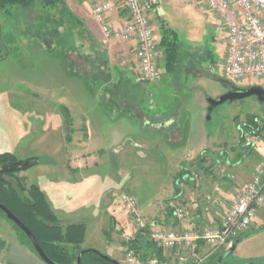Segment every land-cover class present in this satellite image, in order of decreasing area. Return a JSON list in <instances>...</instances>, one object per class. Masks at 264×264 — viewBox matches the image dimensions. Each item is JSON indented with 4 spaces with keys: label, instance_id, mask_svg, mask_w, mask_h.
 <instances>
[{
    "label": "rangeland",
    "instance_id": "1",
    "mask_svg": "<svg viewBox=\"0 0 264 264\" xmlns=\"http://www.w3.org/2000/svg\"><path fill=\"white\" fill-rule=\"evenodd\" d=\"M159 12L179 37L181 54L184 56L183 65H185L180 80L181 88L172 87L168 74L162 76L158 82H147L143 79L142 81L137 75L128 73L126 83L122 87L125 91L121 95H113L112 99L116 105L123 106V114L128 117V121L136 123L139 119H135L132 115L138 113L139 107L150 119L164 121L166 117L174 114L170 110L173 105L174 91L178 93L179 98L191 97L193 104L190 106V119L187 117L190 121V129L192 133L209 136L210 140L207 144L197 145V149L192 151L193 154L188 153L192 155L191 157H188L186 153L176 160L145 159L136 155L123 159L113 154L110 160L98 156L87 161L89 163L88 171L85 172L89 178L87 185L90 194H93L89 202L95 207L88 210L86 214L89 230L84 243L118 259L122 264L125 262V237L136 228L119 200L122 191L127 190L138 197L140 210L145 207L146 211H150V214L145 216L150 222L169 218L172 216L170 209H174L177 205H186L188 215L193 217L194 222L206 221L204 215L207 213H211L214 218L225 214L228 206L243 189V183L246 184L251 178V165L264 159V133L257 135L246 132L245 137L249 136L255 143L250 147L242 148L239 142L240 129L247 123L248 118L264 119V103L259 101L257 96L227 101L217 106L212 112L208 111L207 98L217 99L235 87L231 83L226 84L221 74L226 33L219 19L207 10L200 0H174L168 4V7H161ZM53 14L54 12L48 10V16L51 17ZM3 19L8 20L9 23L5 22L4 38L2 42L0 40V54L4 57L0 60V153L5 151L14 153L20 161L19 175L26 177L27 183L39 184L42 182L41 174L46 171V168H42L44 166L41 165L42 163L37 164L38 157L42 156L41 152L45 149L44 141L39 139L42 113L34 107H28L21 96L10 95L14 87L21 91H33L34 88L27 84V76L23 79L18 78L17 73L13 75L11 63L20 61L21 54L4 41L7 40V26L16 25L17 21L4 15ZM28 24H30L32 39H36L38 27L32 21H28ZM157 29L162 37V25L158 23L156 31ZM46 30L48 38L59 33L50 25ZM67 34L69 35L68 31L60 32L59 39H65ZM161 37L158 39L156 36L159 56L161 51L164 59V50L159 46ZM29 50H26L28 52L26 55L31 56L32 63L22 72L33 75L38 73L37 68L41 66L36 63L37 56L43 58L46 54L42 50L40 54L35 52L31 54L32 49ZM159 67L161 77V66ZM258 85L262 87L261 84ZM237 87L249 86L242 83ZM195 96L199 98L198 104L204 111L202 120L199 118L200 109L194 104ZM127 105L132 107L128 109ZM51 123L48 146L55 148L59 155L65 154L68 145L63 134L64 129L62 131L58 127L60 120H53ZM62 126L64 128L65 124L63 123ZM169 130L172 132L175 127H170ZM126 131L127 137L133 141L136 135L135 129L128 125ZM71 132L72 129L68 128V138ZM126 145L131 146L130 142ZM224 151L228 154L222 155ZM55 157L56 161H59V158ZM86 157L88 155L80 154L79 159L84 161ZM202 157L206 158L205 163L200 162ZM54 162H49L56 166H50L54 169L53 173L56 170H62ZM90 164L94 166L89 167ZM59 171L57 173L61 174ZM114 174L120 180H128V184L115 189L112 186L115 184H113ZM111 189L113 191L108 192ZM105 196L112 197L113 204L106 203ZM100 221L103 231L98 228ZM116 222L119 224L117 227ZM205 223L212 222L207 219ZM261 226H264V207L258 211L252 230ZM107 230L110 231V238ZM13 239L19 241L16 230L6 218L0 217V240L7 243ZM235 251L249 254L253 251H264V230L245 238ZM235 255L238 256L236 253ZM223 259L225 263H230L235 261L236 257L224 256ZM239 263L247 264V261L242 260Z\"/></svg>",
    "mask_w": 264,
    "mask_h": 264
},
{
    "label": "crops",
    "instance_id": "2",
    "mask_svg": "<svg viewBox=\"0 0 264 264\" xmlns=\"http://www.w3.org/2000/svg\"><path fill=\"white\" fill-rule=\"evenodd\" d=\"M115 1L117 9L108 16L107 20L113 26L120 27L126 23L128 13L121 0ZM172 1L174 0H160L159 5L151 13V17L157 23L167 24L159 9L163 6L168 7V4ZM92 5L93 3L90 0H65L64 5H58L49 10V12H54L50 22L47 19V17H50L48 16V9L40 3L31 7H15L12 18L16 19L17 23L15 22L16 25L9 24L7 26V40L4 41V43L7 42L12 48L18 50V54H21L20 61L11 63L13 75L17 73L18 78L22 77L23 79L24 76H27V84H29V87L34 88L33 91H21L14 87L10 95L21 96L22 101L28 104V107H34L39 113H42L40 116L42 123L39 129V139L44 141L45 149L41 152L42 156L38 157L37 161L39 163L37 164L42 163L41 165H44L42 168H46V171L41 174L42 182L38 185L46 193L54 212L64 224L81 221L86 223L85 241L89 230L86 214L88 210L95 207L89 202L93 194H90L88 189L89 178L87 177L88 174L85 173L88 171L89 163L87 161L89 159L91 161V158L95 159L101 156L103 159L110 160V157L115 154V156L123 159L127 156L132 158L136 155L145 159L170 161L181 158L186 153L193 154L192 151L197 149V145L207 144L210 140L209 136L201 133L196 134V132L192 133L189 121L190 106L193 104L192 99L191 97L179 98L178 93L176 94L175 91L172 94L173 105L170 109L174 112L172 116L166 117L164 121L152 120L139 107L138 113L132 115L135 119H139V122L128 121V117L123 114V106L116 105L112 97L116 94H123L125 90L122 87L126 83L128 73L137 75L142 80L136 56L137 45L135 41L105 43L101 27L92 14ZM28 21H32L38 27L39 31L36 34V39H32ZM5 22L9 23L0 15L1 42L6 28ZM48 25L59 33L68 31L69 35H65L66 38L63 40L59 39V33L48 38L46 30ZM157 30L156 36L159 39L161 35L159 29ZM27 49H32L31 54L34 52L40 54L41 50L46 54L43 58L37 56L36 63L42 67L37 68L38 73L33 75L22 72L28 69L27 67L32 63L31 56L26 55L28 53L26 52ZM162 56L163 54L160 51L158 61L162 71L160 79L168 74L172 87L181 88L180 80L185 65H183V70L179 76H175L166 70L165 57L163 59ZM3 58L0 54V60ZM90 97L91 99H89ZM198 101L199 98L197 99L195 96L196 103L194 102V104L200 109L199 118L202 120L204 111ZM127 107L129 109L132 106L127 105ZM53 120H60L58 127L62 131L64 129L63 134L68 149L62 155L57 154L55 148L48 146L51 136V121ZM63 123L65 124L64 128ZM128 125L134 128L136 132L133 141H130L127 137L126 129H128ZM180 126L182 127L180 128ZM170 127H175V130L170 132ZM68 128L72 129L69 138ZM128 142L131 146L126 145ZM80 154L88 155V157L84 158L83 161V159H79ZM55 156L59 158V161H56ZM51 161H55L54 163L60 166L62 170H56L53 173L54 169H51L50 166L55 164L49 163ZM260 163L261 160L253 166L251 165L250 177L253 176ZM91 166L94 165L90 164L89 167ZM58 171L61 174L57 173ZM113 181V184H115L112 186L115 189L118 186L128 184V180H120L116 174H114ZM244 186L245 183H243ZM109 191H113V189ZM105 202L113 204L112 197L105 196ZM141 207H143L142 203ZM145 209L144 207L141 212L144 216H148L150 211L148 212ZM212 217L211 213L204 215L205 220L209 219L212 223L219 222L223 216ZM193 220V217L178 220L173 211L172 216L169 218L167 217L161 221L155 220L151 223L156 228L180 229L205 224L206 222L204 220L194 222ZM147 221L149 220L147 219ZM117 226H119L118 222H116ZM98 228L103 231L101 221ZM83 244V248H93V246ZM239 244L236 245V249ZM154 248L145 246L141 254L157 256V251ZM235 250L221 251L214 257L213 262L224 264V256L229 258L235 256V261L225 264H240L239 262L242 260H246L247 264H264V251H253L249 254ZM175 259L176 252L163 251L161 255V260L166 263L173 264ZM0 264L46 263L30 247L13 239L7 241L5 247L0 251Z\"/></svg>",
    "mask_w": 264,
    "mask_h": 264
},
{
    "label": "built area",
    "instance_id": "3",
    "mask_svg": "<svg viewBox=\"0 0 264 264\" xmlns=\"http://www.w3.org/2000/svg\"><path fill=\"white\" fill-rule=\"evenodd\" d=\"M90 1L93 3L92 14L101 27L103 41H135L141 78L147 82L158 81V23L151 13L160 0H121L128 18L120 27L113 26L107 20L117 9L115 0ZM200 1L219 19L226 33V48L221 62L224 80L234 86L242 83L249 87L261 84L264 89V0ZM246 142L255 144L249 136ZM119 200L136 227L125 237L124 264H172L154 255L143 258L131 247L141 231L156 248L176 252L173 264H204L221 251H229L239 236L255 224L258 211L264 207V159L217 223L180 229L156 228L142 214L134 193L122 191ZM174 216L178 220L188 219L190 216L186 205H177Z\"/></svg>",
    "mask_w": 264,
    "mask_h": 264
},
{
    "label": "trees",
    "instance_id": "4",
    "mask_svg": "<svg viewBox=\"0 0 264 264\" xmlns=\"http://www.w3.org/2000/svg\"><path fill=\"white\" fill-rule=\"evenodd\" d=\"M38 3L48 10H52L58 5H64L65 0H0V15L12 18L15 7H31ZM50 18L47 17L48 21ZM162 33L159 46L164 50L166 70L175 76H179L183 70L184 56L181 54L178 34L165 23H162ZM240 131L239 142L242 148L250 147L252 144L245 143V133L253 132L257 135L264 133V119L259 120L257 117H250ZM227 154L228 152L224 151L222 155ZM19 162V158L12 152L0 153V202L7 206L34 233L38 243L53 261L59 264H76L77 256L83 249L82 245L86 237V223L81 221L64 224L54 212L46 193L41 187L35 183H27L26 177L19 175L21 172L18 167ZM200 162L205 163L206 158L202 157ZM173 211L174 209H170L171 215ZM0 217L6 218L12 224L18 234L20 243L30 247L35 252L28 236L13 221L8 219L2 210H0ZM109 230H107V235L110 238ZM262 230H264V226L254 230L251 228L240 235L234 245ZM5 245L6 243L0 240V251ZM145 246L155 247L156 255L161 260L163 250L156 248L147 235L141 231L136 235L131 247L143 258H146L147 255L141 254ZM215 256L204 264H213ZM82 264L114 263L105 260L95 252H88L82 256Z\"/></svg>",
    "mask_w": 264,
    "mask_h": 264
},
{
    "label": "water",
    "instance_id": "5",
    "mask_svg": "<svg viewBox=\"0 0 264 264\" xmlns=\"http://www.w3.org/2000/svg\"><path fill=\"white\" fill-rule=\"evenodd\" d=\"M225 81V80H224ZM226 84H230L229 82L225 81ZM249 96H257L259 101L264 103V89L261 86H250L247 88H240L234 87L230 89L226 94L220 96L217 99L214 98H207L209 102L208 111L212 112L217 106L227 102V101H234L238 99H243ZM0 210L4 211L7 218L13 221L22 231L28 236L31 241V244L36 252V254L40 257V259L46 264H59L53 261L43 250L41 245L38 243L36 236L34 233L22 222L20 218H18L7 206L0 202ZM236 249V245H233L229 251H234ZM88 252H95L99 254L102 258L107 261H110L114 264H122L119 260L114 257H111L107 254L102 253L96 248H84L82 249L78 256H77V263L82 264V256ZM213 264H220V263H213Z\"/></svg>",
    "mask_w": 264,
    "mask_h": 264
}]
</instances>
